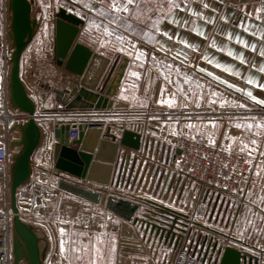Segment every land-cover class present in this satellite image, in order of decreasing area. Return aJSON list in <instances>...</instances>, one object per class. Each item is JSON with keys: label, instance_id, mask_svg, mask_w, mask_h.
<instances>
[{"label": "crops", "instance_id": "obj_1", "mask_svg": "<svg viewBox=\"0 0 264 264\" xmlns=\"http://www.w3.org/2000/svg\"><path fill=\"white\" fill-rule=\"evenodd\" d=\"M142 2L146 6L149 0H142ZM160 2H166V0H151L153 7ZM4 3L5 0H2L1 16L3 19V26L2 33H0V108L4 104L8 89L9 50H11L9 39L7 48L4 45L6 37ZM36 3L37 1L34 0V6H37ZM58 3L60 4L58 10L64 8L68 13H72L83 20L96 19L93 13L83 7L84 3H95V0H59ZM177 3L181 4L182 7L187 5L184 11L174 10V15L178 24H169L166 20H161L160 27L162 29H167L174 35H178L179 39L187 41L188 44L194 46V50L193 48L185 47L183 44L169 41L166 37L150 33L156 35V38L159 40V44L155 45L156 48H159L160 45H163L165 48H171L173 55L176 51L181 52L180 60L175 61V65L180 67V76L179 78L175 75L172 76L175 83L174 85H167L166 92L163 94L164 96H168L170 93H176L177 106L168 108L167 106H161L155 102L157 99L161 98L159 88L164 84L159 73L161 71L167 72L168 69L165 65L173 63V61L170 57L165 59V54L157 51L154 53L156 62H153V53L151 51L152 44L148 42L147 37L141 35L140 41H143V43L138 42L137 47L142 48L147 53V56L142 62H135L124 54L116 55L117 52H112L110 55H103L111 61L107 68V73L112 75L118 69L123 59H128L126 72L118 93L115 97L110 98L114 102L113 108L110 109V111L135 115L138 113H146L153 109L168 111L206 108L208 99H214L217 104L221 102V96L224 94H228L234 100H239L246 106V109L264 111V105L255 103L245 95V93L251 92L258 100H264V89L259 87V85L264 84V73L260 72V66L264 64V56L261 55V50L264 49V37L259 35L260 32H264V27H262L256 19L255 12L253 11L254 8L258 7L257 0H177ZM204 4H207L208 8H204ZM189 10L199 13V17L192 16ZM150 11L151 8H147L146 6L144 15L147 16ZM165 11H167V9H165ZM42 12L43 11L38 8L37 19L41 24L38 34L42 38L40 39V37H38L35 39L23 55L22 79L29 95L36 102L38 111L42 112L45 110L55 114L64 111H54L53 105L56 101L52 91L54 89L66 88L71 81L72 75L66 72L63 67H59L56 64L54 57V42L53 45L49 46L52 31L54 32L53 36L55 39V28L52 27V18L49 15L45 16V14L43 16ZM246 12H253L252 17L245 15ZM205 17L212 22L205 23ZM221 17H223V19H221ZM44 21H46V24ZM237 25L243 26L238 27ZM244 27L248 28L247 32L244 31ZM193 28L204 31L205 36L201 37L196 35V33L192 31ZM88 29H90V25L87 27V30ZM84 31H86L85 26L81 28V39L79 37V41L90 48L94 53L101 54L104 52V48L101 45L98 44L95 46L94 44L91 45L86 42L87 39L84 38ZM94 31H96V29ZM145 31L149 30L145 29ZM46 36H49V38L47 39ZM237 36L245 40L246 44H238L236 39ZM213 42H215V47L211 46ZM251 45L256 46L255 51L252 50ZM106 47L110 49L112 45L108 44ZM228 50L233 52V56L227 55ZM241 54H243L246 61L243 64L236 58ZM184 56H187L186 61L183 60ZM209 60L213 63H208ZM181 61H183V63H181ZM141 63L143 66H138ZM215 64L228 67L231 69V72L224 71L223 67L217 68ZM200 68L205 69V71L200 72ZM133 71L140 73L139 80L130 76V73ZM207 72H212L213 75L219 79H213L207 76ZM249 79L253 81L252 84L247 82ZM220 81H225V83H221ZM228 84H232L235 87L229 88ZM133 85H135V87H133ZM237 89H239V91H237ZM212 92H215L216 95L212 96ZM185 94L188 97L187 101L184 100ZM121 97L126 98L122 99ZM197 102L200 105L199 107L196 106ZM182 103H186L187 106H179ZM73 111L86 113L100 112V110L96 109ZM38 123H40L43 128L45 139L42 146L36 151L33 157L34 171L32 178L40 176L45 177L49 172L55 173L52 177H45L52 189L57 185L61 177L82 183L84 180L65 175L55 168L54 150L58 140L54 137L53 124L44 119L38 120ZM197 123L201 124L202 122H194L189 119L182 121L165 119L162 122H156L153 119H142V121H137V119L130 117L116 122L107 121L101 127L88 129V132H96V144L98 145L102 139L107 138L106 130L108 127L111 128L112 133L119 135L120 129H122L125 124H131V128L141 126V131L143 130L146 135H151V137L154 138H156V131L168 133H173L174 131L175 133L205 136L202 135V128L198 127ZM189 124L193 125V127L189 128ZM194 126L198 128L197 131L194 129ZM14 133L15 132L12 134L13 137H15ZM206 140L209 141L208 138ZM219 142L220 139H218L216 143ZM3 144L4 129L0 126V146ZM87 144H90V146L93 145L90 143L89 139L87 140ZM97 149L98 146L96 150ZM123 151L130 153V150H125V148ZM119 152L122 151L120 150ZM150 153L151 155H149ZM136 154L137 153L132 152V156ZM176 156V151L166 146L163 147L162 144L159 146L157 143L149 146L146 154H143L142 150L139 153L140 158L134 169L130 184L127 188L125 185L119 187L121 194L127 193L159 204L170 205L173 209L176 208L178 211L188 215L200 196L195 185L185 179L179 178L174 172L167 168V164L172 162ZM160 158H162V160H160ZM166 159H168V163ZM261 160H264V157L251 160V164L254 163V166L251 167L252 179L255 181V185L253 184L254 196L251 200L252 203L247 206V211L250 209L251 211L249 212L253 214V217L254 213L258 210V206L264 207V204L261 203V201L264 200V181H262L264 173L257 175L258 169L256 168V165L259 164ZM130 165L131 162L129 163V169ZM160 180L162 183L158 187L157 184ZM85 182L88 186L93 188L102 187L90 181ZM112 188L115 189V186H112ZM201 197L207 205H213V216L215 214L218 215L222 207L221 197L212 192H205ZM63 200V204L70 211L72 210L69 209L70 206H73L75 211L86 207L84 203L77 202L69 196L65 197ZM160 201H163V203ZM92 209H94V207H92ZM52 226L53 224L50 225L51 228ZM56 227L55 230H51L49 233L45 231V234L49 241V249L52 248L51 246L53 243L55 245L56 254L60 255L58 247V241L61 239L59 229L61 227L65 229V237L63 238L68 239L69 234L74 231V228H77V225L61 222L58 223ZM260 240L262 244H264V238ZM130 243H132V241ZM133 244V247H122L125 251V256L121 258L118 256V258H120L118 259L120 264H157V251L159 246L165 248L167 246L166 249L171 250L170 255L173 254V247H170L169 244L164 245L158 240L152 239L150 242L151 247H148L146 244L149 243L143 239H137ZM247 253L255 256L260 254L254 250H249ZM170 255L168 259L171 258Z\"/></svg>", "mask_w": 264, "mask_h": 264}, {"label": "water", "instance_id": "obj_2", "mask_svg": "<svg viewBox=\"0 0 264 264\" xmlns=\"http://www.w3.org/2000/svg\"><path fill=\"white\" fill-rule=\"evenodd\" d=\"M33 8L34 0H8L10 13L8 39L11 44L8 75L9 102L13 110L30 116H34L38 108L22 79V58L41 27L34 16ZM54 25L56 64L72 75L66 88L52 91L56 101L53 105L54 111L112 109L114 102L110 98L118 93L128 59H123L113 75L107 73L110 59L94 53L79 41L81 28L85 26L83 19L60 8L55 15ZM94 127L98 126L94 125ZM78 128L79 138L73 141L69 140L70 124H64L53 130L54 137L58 140L54 150L55 168L65 175L84 180L80 183L61 177L57 183L58 188L64 193L89 203L104 204L108 212L123 220V237L134 240L143 239L147 243H150L152 239L158 240L164 245L169 244L174 252L188 233L189 225L186 215L157 202L127 193H119L118 196L107 195L98 187H90L85 182L90 181L105 188L115 186L116 191L120 192L119 187L125 185L127 188L130 184L140 158L139 153L143 150V154H146L149 146L156 143L160 146L161 143L151 135H146L143 130L141 131V126L124 129L120 136L112 133L111 128L108 127L107 138L102 139L99 145L96 144V132H88L86 124H80ZM11 130L20 135L18 140L10 142V146L17 149L12 154L10 190V206L14 213L12 218L13 264H44L49 250L48 238L38 227L22 219L16 194L17 190L28 184L33 177V157L42 146L45 133L40 123L33 117L27 122L14 125ZM88 139L92 146L87 144ZM124 148L130 150V153L124 152ZM120 150L122 152H119ZM132 152L137 154L132 156ZM179 154L180 151L176 150V155ZM166 162L168 163V159ZM161 183L160 180L157 186L159 187ZM127 223L138 227L143 236H129L130 233L126 231ZM216 264H258V258L227 246L224 249L219 248Z\"/></svg>", "mask_w": 264, "mask_h": 264}, {"label": "built area", "instance_id": "obj_3", "mask_svg": "<svg viewBox=\"0 0 264 264\" xmlns=\"http://www.w3.org/2000/svg\"><path fill=\"white\" fill-rule=\"evenodd\" d=\"M260 4L261 0H257L258 7ZM4 20L6 32L4 45L7 48V35L10 29L8 0H5L4 3ZM261 26L264 27V24H261ZM203 115L218 116L220 113H218L217 110H211L206 113L202 110L159 111L153 109L146 113H138L135 115L112 112L110 110H100V112L97 113L64 111L54 114L45 110L39 112L37 109L36 114L30 116L11 108L7 89L4 104L0 108V126L4 129V144L0 146V264H13L12 218L14 213L10 206V190L12 154L15 153L17 149L12 148L10 142L12 140H18L20 137L17 132L14 133L15 137L12 136L13 131L11 128L14 125L27 122L32 117L36 121L44 119L51 122L53 124V129L60 128L62 125L68 123L70 124L69 140L73 141L79 138L80 130L78 126L80 124H86L87 129H92L95 128L94 125L101 127L107 121L116 122L130 117L137 119V121H142V119H153L156 122H162L165 119L182 121L188 120L193 116ZM130 128L131 124H125L124 127L120 129V134L117 136H120L124 129ZM155 137L156 141H159L162 145H165L174 151H180V154L177 155L172 162L167 164V168L174 172L179 178L185 179L195 185L200 196L194 207H192L191 212L188 215L183 213L188 217V233L185 236V240L173 252L172 257L167 264H216L219 248L224 249L227 246L236 248L244 253H247L249 250H254L257 253H260L256 256L258 258V264H264V244H262V241L260 240L261 238L259 239V242L258 240L256 241L255 238L251 242H244L234 237H228V243H224L220 247L216 246L211 261L208 260V256L207 258H204L199 255L204 242V240L202 242V238L195 240L193 244L194 248L196 247L195 252L188 251L185 247L186 242L188 243L191 240L190 238L196 229L203 230L207 228L204 225V220L208 214V205L201 197L205 192H212L220 197L231 199L235 203L237 202L239 211H242L245 205L248 206L252 203L251 200L254 196L252 167L251 163H245V154L220 144H210L209 141L201 135H188L184 133H176L173 135L168 132L156 131ZM53 174L55 173L49 172L45 177H52ZM45 177L40 176L32 178L28 184L17 190V205L20 216L23 215L21 203H27L31 206L27 213L28 215L35 212L34 208L39 207V211L48 210L47 206H42L38 202L40 199H45L49 195L53 198L55 197V192ZM98 188L101 189L102 193L106 192L107 194H114L115 192L112 187ZM233 189H242L243 191H233ZM257 211H259V209ZM92 222H94L93 226L96 229H99L101 224L107 223L109 225V221L107 222L105 214L99 216V221L95 222L94 220ZM110 224L112 228L118 227L115 222ZM207 244H209V241ZM211 244L212 247L215 245V242L213 241ZM204 247L207 246L204 245Z\"/></svg>", "mask_w": 264, "mask_h": 264}, {"label": "rangeland", "instance_id": "obj_4", "mask_svg": "<svg viewBox=\"0 0 264 264\" xmlns=\"http://www.w3.org/2000/svg\"><path fill=\"white\" fill-rule=\"evenodd\" d=\"M37 6H34V16L37 18L38 16V8H40L43 12L42 15L45 16L49 15L52 18V27H54V20L55 15L58 11V6L60 5L58 2L59 0H36ZM1 5L2 0H0V33H2V24L3 19L1 16ZM147 6V5H146ZM36 7V8H35ZM38 7V8H37ZM37 10V12H36ZM51 11V12H49ZM49 12V13H48ZM146 16V15H145ZM93 19H84L85 21V27L86 31H84V38L87 39L86 42L91 45H101L99 36V31L95 26L91 25V21ZM46 24V21H44ZM90 25V29L87 30V27ZM96 29V31H94ZM102 31V30H101ZM54 32L52 31L51 37L49 40V46L53 45L54 42ZM39 34H37V39ZM42 37H40L41 39ZM46 38L48 39L49 36ZM81 39V36H80ZM9 50V57H10ZM116 55H121V53L117 52ZM224 94V93H223ZM222 102L219 103H209L208 99V105L206 108H198V109H190L192 111L202 110L206 113L210 112L211 110H217L220 115H203V116H193L190 117L189 120L194 122H202L201 124H198V127L202 128V135H205L208 139L211 138L214 143L212 144H220L230 149H236L238 150L239 147L248 144L251 147L250 141L252 138H255L257 140V149L263 150L264 146V136L261 135H255L253 137L252 133H256L257 129L253 127L251 132L247 129V124L249 123H260L261 121H264V111L261 110H250L246 109V106L241 103L239 100L232 99L228 94H224L221 96ZM211 101H214L212 99ZM243 105V107L241 106ZM254 112V113H253ZM254 118V120H253ZM236 124H240L241 127L237 128ZM200 125V126H199ZM195 127V126H194ZM197 129L198 128H194ZM203 136L204 138H206ZM206 138V139H207ZM220 139L219 143H216L217 140ZM222 143V144H221ZM258 151L256 154H254L253 157H251V160L254 158H260ZM254 163L251 164V166ZM53 191L55 192V197L53 198L51 195L47 196L45 199H40L38 202L42 206H47V211H39L38 208H34L35 212L31 215H28L29 204L27 203H21V207L23 210V215L21 216L22 219L30 223L36 227L43 233L45 231L49 233L51 230H55L58 223H61L64 220L69 221L70 224L77 225V228H74V231L83 229V223H76L75 218L79 216L81 221H87V223L90 226L91 232L93 236H95V239L98 240H107L109 236L114 235L117 239V251L115 254V264H120L121 257L125 256V251L122 249L124 246L133 247V242L135 241L133 238H125L122 235V220L121 218L113 215L112 213L108 212L105 209L104 204H92L89 203L83 199H80L78 197H75L73 195H70L68 193L62 192L58 186L56 185L53 188ZM113 195H119L121 192H116V189H114ZM120 191V190H119ZM108 195V194H107ZM69 196L71 199H75L77 202L84 203L86 207L81 208L80 210H74L73 206H70L69 209H72L71 211L66 208V206L63 204V199L65 197ZM63 198V199H62ZM222 199V207L219 211L218 215L213 216V205H208V214L204 220V225L207 227L205 229H196L195 232L191 236V240L186 244L185 247L188 249V251L195 252L196 247L194 248L193 244L195 240H199L202 238L203 245L201 247L200 256L207 258L209 257V261L212 260V257L215 252V248L222 246L224 243H228V237H234L240 241L244 242H251L254 238L255 240L259 242V239L264 237V219L261 218L259 211L251 214L249 211H247V208L244 207L242 211H239V208L237 207V202L235 203L231 199H225L221 197ZM166 207L172 208L170 205L162 204ZM94 207V209H92ZM86 210V211H85ZM174 210L178 211L176 208ZM105 214L107 218V222L109 221V225L107 223L103 224L105 227H101L98 229L94 228V221H99V216ZM116 218H115V217ZM211 219V220H210ZM116 221H119V224L116 223ZM112 222H115L118 227H111ZM53 224L52 228L50 225ZM127 233H130L129 236H135L139 235L142 237L140 229L138 227L133 226L130 223H127ZM126 233V232H125ZM51 234V233H50ZM98 235V236H97ZM102 236V237H101ZM209 241V244L207 242ZM126 241H132V243H127ZM215 242V245L211 247V242ZM53 242V240H52ZM82 242V241H81ZM257 242V243H258ZM217 244V245H216ZM259 244V243H258ZM149 247V244H146ZM206 245L207 247H204ZM197 246V244H196ZM259 246V245H258ZM52 248L49 249L47 253V258L45 260L44 264H67L66 260H62L61 256L59 254H56L55 251V245L52 243ZM167 248V246H166ZM165 247H158V253H157V264H167L170 259H168L170 255V251L166 249ZM169 248V247H168ZM118 256L120 258H118ZM172 257V255H170Z\"/></svg>", "mask_w": 264, "mask_h": 264}, {"label": "snow or ice", "instance_id": "obj_5", "mask_svg": "<svg viewBox=\"0 0 264 264\" xmlns=\"http://www.w3.org/2000/svg\"><path fill=\"white\" fill-rule=\"evenodd\" d=\"M83 7L87 8L96 17V19L92 20L90 23L99 31L98 38L100 39L101 46L104 48V52L101 53L102 55H110L112 52H119L121 54L127 55L135 62H142L147 56V53L142 48L137 47V43H143V41H140V36L143 35L147 37L148 42L152 44L151 51L153 53V62H156L154 53L157 51L163 52L165 54V59H168L169 57L171 58L173 63H168L165 65L168 71H161L159 73V76L163 79L164 84H162L159 88L161 98L157 99L155 102L161 106H167L168 108L176 107V93H170L168 96H164L163 94L166 92L167 85H174L175 82L173 81L172 76L175 75L177 78L180 76V67L175 65V61L180 60L181 52L176 51L173 55L171 48H165L163 45H160L159 48H156L155 45L159 44V40L156 38V35H152L150 33H155L161 37H166L169 41H174L177 44H183L185 47H190L194 50V46L188 44L187 41L179 39L178 35H174L167 29H162L160 27L161 20H166L169 24H178V21L174 15V10L184 11L185 8H187V5L182 7L181 4L177 3V0H166V2L157 3L155 7H153L151 0H149L147 8H151V11L148 12L147 16L144 15L146 6L142 0H95V3H84ZM204 8H208V5L204 4ZM165 9H167V11H165ZM253 11L255 12L256 19L259 20L261 24H264V0H261L260 6L254 8ZM191 15L199 17V13L195 11H191ZM245 15L252 17L253 12H246ZM221 19H223V17H221ZM204 20L205 23L212 22L206 17ZM237 26L241 27L243 25ZM145 29H148L149 31H145ZM192 31H194L198 36H205L204 31L198 28H193ZM244 31L247 32L248 28L244 27ZM259 35L264 37V32H260ZM236 39L238 44H246L245 40L241 39L239 36H237ZM108 44L112 45L110 49L106 47ZM211 46L215 47V42H213ZM251 48L253 51H255L256 46L251 45ZM227 55L233 56V52L228 50ZM261 55L264 56V49L261 50ZM236 58H238L242 64L246 62L243 54ZM183 60L186 61L187 56H184ZM181 63H183V61H181ZM208 63L211 64L213 62L209 60ZM138 66L142 67L143 65L141 63ZM215 67H223L224 71L231 72V69L220 64H215ZM199 71L204 72L205 69L200 68ZM260 72L264 73V64H261ZM206 75L212 77L213 79H219L218 77H215L212 72H207ZM130 76L139 80L140 73L133 71L130 73ZM220 82L225 83V81ZM247 82L249 84L253 83L251 79H249ZM133 87H135V85H133ZM228 87L234 88L235 86L228 84ZM259 87L264 89V84L259 85ZM237 91H239V89H237ZM211 95L215 96L216 93L212 92ZM245 95L255 103L264 105V100H258L252 95L251 92H247ZM121 98L125 99L126 97ZM184 100H188L186 94L184 95ZM209 103H215V101L209 100ZM221 103L223 102L221 101ZM179 106L186 107L187 104L182 103ZM196 106H200L198 102ZM241 106L243 107V105ZM188 127L191 128L193 125L189 124ZM236 127L240 128L241 125L237 124ZM253 127L257 129L256 133H252L253 137L255 135L264 136V121H261L260 123L254 122L247 124V129L249 132H251ZM172 134L175 135L176 133L173 131ZM209 143H214L211 138H209ZM250 144L251 147L248 144H245L238 148L239 152L245 154V163H251L250 158L253 157L258 151L256 147L257 140L255 138L251 139ZM258 154L259 156L264 157V150H259ZM256 168L258 169L257 175L264 173V160H261L260 163L256 165ZM262 181H264V177H262ZM253 184L255 185V181H253ZM233 191L242 192L243 190L233 189ZM160 202L163 203V201ZM261 203L264 204V200H262ZM245 208H247V205H245ZM258 209L261 218L264 219V207L258 206ZM249 211L251 210L249 209ZM62 222L65 224L69 223L67 220ZM74 222L83 223V229L71 232L68 236V239L63 238L65 237V229L63 227L59 229V235L61 239L58 241V247L61 259L66 260L67 264H115V254L117 251L116 237L112 235L109 236L107 240L103 241L95 239L87 221H81L79 216H77ZM116 223L119 224V221H116ZM100 226L105 227L103 224ZM141 235L143 236V233H141ZM149 247H151L150 243Z\"/></svg>", "mask_w": 264, "mask_h": 264}]
</instances>
